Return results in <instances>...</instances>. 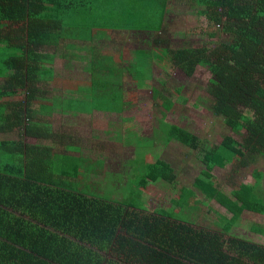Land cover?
I'll use <instances>...</instances> for the list:
<instances>
[{
  "label": "trees",
  "instance_id": "obj_1",
  "mask_svg": "<svg viewBox=\"0 0 264 264\" xmlns=\"http://www.w3.org/2000/svg\"><path fill=\"white\" fill-rule=\"evenodd\" d=\"M101 1L0 0V133L35 139L34 144L0 140V264H264V246L241 238L238 232L244 212L264 216V174L253 173L256 179L251 185L232 184L229 195L217 187L212 175L215 167L234 161L247 166L264 155V0H190L196 13L230 38L213 48L169 49L164 47L166 41L154 39L162 47L158 57L163 63H171L188 77L197 66L208 70L211 113L223 117L234 133H245L241 143L226 136L202 153L203 169L192 186L206 201L216 202L230 214L220 215L213 221L217 229L210 231L173 219L166 210L143 214V209L96 197L95 182L90 187L82 179L91 172L99 174L103 161L70 159L53 151L60 140L58 127L37 115L47 108L42 102L45 89L50 84L66 87L70 81L47 80L52 78L55 58L67 50L66 41L100 37L92 36L95 27L79 23V17ZM139 1L141 11L129 17L127 9L106 21L125 22L140 14V20L149 19L145 12L158 10L160 23L164 13H170L169 0ZM143 7L147 10L142 11ZM146 28L159 35L164 30ZM144 55L138 54L141 61L132 66L137 73L142 70L138 77L133 75L140 79L135 81L139 87L148 82L142 78L149 72ZM110 86L103 91L109 89L114 95L116 86ZM152 91L169 110L172 102L158 90ZM110 93L103 94L109 98ZM108 102L120 111L122 103ZM109 103L104 108L111 109ZM81 104L72 102L70 107L77 110ZM162 126H168L162 129L167 132L163 143L176 140L198 149L199 139L186 129ZM141 175L140 188L149 182L171 184L175 177L165 162L149 164ZM140 196L142 200L141 191ZM191 196V191H182L175 205L182 201L187 206ZM250 231L264 236V225L253 223ZM142 233L151 240L146 241ZM58 234L87 246L65 243ZM143 242L156 247L149 249Z\"/></svg>",
  "mask_w": 264,
  "mask_h": 264
},
{
  "label": "rangeland",
  "instance_id": "obj_2",
  "mask_svg": "<svg viewBox=\"0 0 264 264\" xmlns=\"http://www.w3.org/2000/svg\"><path fill=\"white\" fill-rule=\"evenodd\" d=\"M169 4L170 13L166 19L164 30L160 35L134 33L130 37H114L112 42L107 43L111 46L121 47L124 51L123 60L132 62L134 59L131 56H135L130 51L136 48L144 50L148 48L157 49L153 50L156 52H152L151 55L156 58L161 56L159 53L162 47L154 42L157 36L158 39H163L167 42L164 47H168L169 49L182 47L198 48L201 46L213 48L218 43L230 41L229 36L223 33L220 28L215 27L204 16L196 13V7L190 5V0H169ZM120 5H123V9L127 10L130 6V0L98 2L89 11L81 13L80 17L94 21L98 18L95 25L99 28L110 26L122 28L125 24L124 21H106V17L117 16L115 9H118ZM158 13V10H153L145 12L149 19L140 20L141 14L136 18L130 19L133 20V23H130V28H155L159 23ZM62 64V62H58V66L61 67ZM123 64H126V62ZM134 72L137 74V70H134ZM210 77L211 75L205 67L197 66L194 74L190 77L176 70V73L167 75L165 81L162 80L164 78L162 76L156 77L152 81H148L144 87H139L136 85L137 83L130 84V81H127L125 87L130 91V101L125 104L124 111H128V113L105 118L103 119L105 122L103 124L97 123L92 119L89 125L87 121L80 119V115L71 117L77 127L76 135L78 136L79 143L90 139L93 143L92 138H95L103 140L101 142L103 148L109 146V142L115 141H117L115 143L120 145L128 142H130V145H132V142L136 144L139 136H149L151 132L148 140L144 139L139 143L140 145H136L138 159H144L145 155L148 154L149 159L156 158L151 164L156 165L158 162L162 163L165 161L175 175L171 184L164 181H158L157 183H153V185L150 184L149 191L141 200V196L138 197L140 191L137 190L139 187L137 184L142 175L138 172L136 181L130 182V176H125L127 172L116 174V176L108 177V185L115 184L118 188L103 190L101 191L103 195L95 191L96 197L113 204L131 205L143 210L161 207L169 211L171 218L191 225L198 222L197 227L201 228H206L205 224H210L220 215H230L216 202L206 201L204 196L192 186L194 179L203 169L201 157L206 148L217 146L226 136H230L241 143L245 135L244 131L238 134L234 133L225 125L223 117H216L211 113L210 106L212 100L207 92ZM152 89L158 90L165 99H169L172 102L169 110L164 109L162 106L163 101L161 102L155 98V92L153 93ZM88 104L86 103L85 106ZM114 105L116 106V104ZM165 106L167 107V103H165ZM105 111L113 112L111 109L107 110V108L96 112L104 113ZM78 112L83 113V111L79 110ZM163 123L178 125L182 129L193 133L199 139L198 149L192 150L182 145L179 150L172 149L171 151H167L168 142L163 143V138H165L164 136L167 132L164 133L162 129L166 130L168 126L161 127ZM158 130L159 132L155 133ZM107 149L108 147L103 150L107 152L105 162L108 161L109 157L111 160L115 155L121 157L130 153V147L127 146H124L122 149H116V152L112 149L107 151ZM95 153L96 151H93L92 155ZM234 163L237 162L234 161ZM234 163L225 164L223 168L215 167L212 170L217 187L226 195L230 194L232 184L244 183L251 185L256 179L253 173L259 171L264 174V155H258L255 157L254 162L247 166H240ZM109 164L106 166V169L110 171L112 170L108 168L109 166L113 170L116 168L118 171L124 169V166L115 167L116 165L110 162ZM104 168L105 166H102L101 172L104 171ZM126 169L130 173V166L126 167ZM143 169V166H137V171ZM90 175L87 177L93 181L94 177ZM110 175L108 174V176ZM98 177L101 179L100 175ZM261 189L264 193V175L261 180ZM79 190L81 191V188ZM187 190L192 192V196L188 199V205L184 206L182 201L175 205L174 201L179 199L182 191ZM240 220L242 230L240 229L238 232L243 235L241 238L264 245V236L252 231L248 233V228L253 223H262L264 225V216L252 212H244Z\"/></svg>",
  "mask_w": 264,
  "mask_h": 264
},
{
  "label": "crops",
  "instance_id": "obj_3",
  "mask_svg": "<svg viewBox=\"0 0 264 264\" xmlns=\"http://www.w3.org/2000/svg\"><path fill=\"white\" fill-rule=\"evenodd\" d=\"M107 1V0H106ZM103 2V0H102ZM104 3V2H103ZM98 4V2L94 3L93 6ZM142 3L139 0H130V6L128 8L129 11V17L132 13H137L138 11H141L138 7ZM123 5H120L118 9L116 10V14H123L124 9H122ZM143 10H147L143 7ZM131 12V13H130ZM149 12V11H147ZM168 17V14L165 12L163 17L161 18V21L159 23V26L156 25L155 27H164L166 19ZM129 19V18H127ZM133 19V18H130ZM98 21V18L96 20H87L82 19V17H79V23H89L93 25L95 28L92 30V36H96V34H100V37L98 38H91L89 41H85L80 39V37H77L76 40L66 41L64 43V46L66 47V52L61 57H56L53 64V75L52 78H48L47 81H70L66 84V87L55 86L53 84H50V87H48L46 92L42 96V102L45 104L43 107H47L42 110L41 115H37L39 119L45 123L52 124L55 128L58 127L57 133L60 136V140L58 141L57 145H54L53 151L54 153L60 154L62 156H65L70 159H81L83 160H91L94 163H97L99 161H103L102 166H105L104 171L101 172V169L99 170V174L94 172H91L89 175L94 177V180L91 181L86 175L82 180L85 183H88V186L91 187V184L95 182V191L100 192L101 195L103 193L101 191L106 190L108 188L111 189H117V185H108V177L116 176V174H123L127 172V175L130 176V182L136 181L138 172L141 174V170L137 171V166H143L144 168L151 164L153 161L156 160V158H150L148 154L145 155L144 159H138L136 152L137 147L136 145L139 144L142 140L147 139L151 135V132L149 136H139V140L136 144L133 142L130 145V142L125 144H118L115 142H109V146H103L101 145V142L103 140H98L95 138L92 140H85L82 142H78V136L77 134V127L71 119L74 115H80V119H83V121H87V124L89 125L92 122V119L95 120V122L103 124L105 123L103 119L110 118L113 116H117L123 113H128V111H124L125 104L130 101V91H128L125 87V84L127 81H130V84L136 83L135 81H138L134 78V76H139L138 73L136 74L134 72V69L132 68L133 65H135L138 60L141 61L140 58H138V54L145 53L144 58L142 60L147 61L148 63V74H145L144 81H152L153 78H158L160 76L164 77L162 80L165 81L167 75H171L172 73H176V70H179L178 68L174 67L171 63L162 62L160 57H153L151 54L154 53L157 49H151L148 48L147 50L144 49H133L130 52L135 56L132 57L134 59L132 62L123 60V50L121 47L118 46H111L107 42H112L114 37H130L131 34L139 33V34H155L157 32H151L147 31L145 29L148 28H138V29H131L130 23H133V20H127L124 23L125 28L121 29H115L116 27L110 26L103 29H99L98 26H96L94 23ZM87 23V24H88ZM130 57V54H129ZM142 58V57H141ZM58 62H62V66H58ZM126 64H123L125 63ZM173 66V68H172ZM197 69V68H196ZM180 71V70H179ZM134 75V76H133ZM155 75V76H154ZM76 83V84H74ZM107 84H111L110 87L116 86L114 90V95L109 94V98L106 97L103 93H110L109 89L107 91H103L104 86ZM137 85V84H136ZM47 87V86H46ZM111 98V99H110ZM108 101H117L122 103L120 106V111L116 110L114 106H110V103ZM72 102H82L80 107L75 110V108L70 107V103ZM86 103H89L87 106ZM97 103V104H96ZM103 103H109L108 106L111 107V110L113 112L105 111L104 113H98L96 111H103L104 105ZM35 107L38 106L34 105ZM83 106V108H82ZM49 108V111L43 115V113ZM83 111L82 112H78ZM108 110V109H107ZM110 110V109H109ZM44 118L45 120H43ZM98 118V119H96ZM105 133V132H104ZM193 134V133H192ZM194 135V134H193ZM0 140L5 139H18L22 142H26L28 144H34L35 139L29 138V137H22L19 135L17 137V134L15 132L13 133H0ZM195 136V135H194ZM175 141V142H174ZM176 140H171L168 142V149L167 151H171L172 149L179 150L182 147V144ZM140 145V144H139ZM124 146L130 147V153L125 154L121 157L114 156L113 159L110 160V157L108 158V161L105 162L107 159L106 153L103 150H105L107 147V151L112 149L114 152H116V149H122ZM96 151L95 154L92 155V152ZM110 156H112L110 154ZM163 156V155H162ZM161 156V157H162ZM112 163L116 165L115 167L124 166V169L118 171V169H112V171L106 169V166L110 165ZM165 162V161H164ZM166 163V162H165ZM91 164V163H88ZM168 164V163H167ZM86 165V164H85ZM130 166V173H128V169L126 167ZM115 173V174H114ZM108 174H111L108 176ZM101 179H99V176ZM106 175V176H105ZM103 176H105L103 178ZM153 185V183L149 182L144 187H139L142 194V198L145 197L146 193L149 191V187ZM138 185V184H137ZM138 187V186H137ZM80 191V190H79ZM145 195V196H144ZM164 210L161 207H155L153 209H147L143 211L144 213H150L157 210ZM168 211V210H166ZM229 217V216H227ZM194 228L201 229V230H216L217 227L215 226L216 223L211 222L210 224H205L206 228L197 227L198 222H195V224H192ZM66 242H69L71 244H74L76 246H87L83 241H79L71 236H67L66 234L60 235ZM143 237L147 239L146 241L151 240L149 238V234L142 233ZM76 241V242H75ZM153 241L157 244L159 241L156 240L155 234L153 235ZM147 245L149 249H155L156 246H151L148 244V242H143ZM259 244V243H258ZM262 245V244H260ZM264 246V245H263Z\"/></svg>",
  "mask_w": 264,
  "mask_h": 264
}]
</instances>
